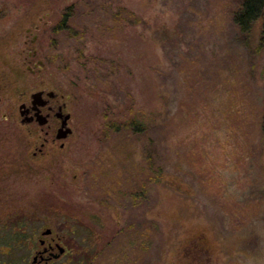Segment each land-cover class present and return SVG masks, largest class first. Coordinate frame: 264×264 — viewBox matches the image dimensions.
<instances>
[{"label": "rangeland", "instance_id": "rangeland-1", "mask_svg": "<svg viewBox=\"0 0 264 264\" xmlns=\"http://www.w3.org/2000/svg\"><path fill=\"white\" fill-rule=\"evenodd\" d=\"M241 1L0 0V225L32 227L23 264L57 237L50 264H264V36ZM40 90L65 138L21 122Z\"/></svg>", "mask_w": 264, "mask_h": 264}, {"label": "trees", "instance_id": "trees-1", "mask_svg": "<svg viewBox=\"0 0 264 264\" xmlns=\"http://www.w3.org/2000/svg\"><path fill=\"white\" fill-rule=\"evenodd\" d=\"M259 19L261 20L260 30L264 36V0H242L239 7L233 13V21L242 32L251 31ZM66 25L62 22L59 28H64ZM115 123L116 125L114 124L111 128L118 131L120 123ZM261 129L264 133V105ZM17 222L0 225V264H23L20 260H23L26 256L18 254V251L24 246L29 250L28 244L30 242L34 243V231L29 223L25 220H18Z\"/></svg>", "mask_w": 264, "mask_h": 264}, {"label": "flooded vegetation", "instance_id": "flooded-vegetation-1", "mask_svg": "<svg viewBox=\"0 0 264 264\" xmlns=\"http://www.w3.org/2000/svg\"><path fill=\"white\" fill-rule=\"evenodd\" d=\"M52 99H53V97H49L47 99V102L44 105L39 106L40 112L44 113V111H46V114L48 115L47 122L44 124L48 128L47 132L54 131L55 129L58 131V129L62 125L63 115L65 114L64 108L66 107V103L63 102V103L53 104V103H51ZM28 107L30 109L27 112V114L32 115L35 110H33L30 107V105ZM67 113H69V112H67ZM69 118H70V116H69ZM69 118L67 119L66 126L68 125ZM51 233H52V230L50 233L43 234V235L48 236ZM40 245L42 248H41V250H38L37 253H35V255L33 256V259H32L33 263L32 264H50L52 261L60 259V257L66 252V248L64 247L65 248L64 251L62 253H60L57 257H55L53 255V254L59 253L57 245H61V244L59 243L58 237L52 238V241H46V239H41ZM35 256H36V259H34Z\"/></svg>", "mask_w": 264, "mask_h": 264}, {"label": "water", "instance_id": "water-1", "mask_svg": "<svg viewBox=\"0 0 264 264\" xmlns=\"http://www.w3.org/2000/svg\"><path fill=\"white\" fill-rule=\"evenodd\" d=\"M39 64H42L41 60H39ZM43 93H44V91L40 90V91L33 92L31 94V105H30V107L33 110H35L32 115L27 114V112L29 111L30 108L25 103H22L20 105L19 112H20V115L22 116V119H21L22 123L31 122L32 120H36L39 124L43 125L47 122L48 115L40 112L39 106L44 105L47 102V99L49 97H55L56 93L54 91L45 92V94L48 98L44 97ZM69 116H70L69 113H65L63 115L62 125L60 126V128L58 129V131L56 133V138H58V139L65 138L72 131L68 125L66 126L67 119L69 118ZM50 232H51V229L47 228L42 232V234H48ZM57 248L59 250V253L53 254L55 257H57L65 249L64 246H61V245H57ZM34 259H36V256L34 257Z\"/></svg>", "mask_w": 264, "mask_h": 264}]
</instances>
